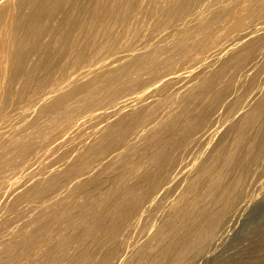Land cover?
Segmentation results:
<instances>
[{
	"label": "bare ground",
	"instance_id": "6f19581e",
	"mask_svg": "<svg viewBox=\"0 0 264 264\" xmlns=\"http://www.w3.org/2000/svg\"><path fill=\"white\" fill-rule=\"evenodd\" d=\"M190 41L217 55L172 104ZM262 52L264 0H0V264H131L139 224L148 264L206 251L260 178L264 87L245 67ZM85 110L103 123L73 145Z\"/></svg>",
	"mask_w": 264,
	"mask_h": 264
},
{
	"label": "rangeland",
	"instance_id": "374dc122",
	"mask_svg": "<svg viewBox=\"0 0 264 264\" xmlns=\"http://www.w3.org/2000/svg\"><path fill=\"white\" fill-rule=\"evenodd\" d=\"M222 22V21H221ZM221 22H217L216 24H215V28H216V33H218L217 32V30L219 31V32H222L221 30H223V27H221V26H223V23H222V25H220L221 24ZM220 23V24H219ZM221 28H220V27ZM218 27V28H217ZM212 40H213V37L211 38ZM209 40V43H211V41L212 40ZM214 39H215V36H214ZM190 43H191V45H190ZM194 44V43H193ZM192 44V42L190 41L189 43H188V45H190V46H186V47H189V48H187V49H185V50H187L186 52L184 51V53H187V54H184V59H183V57L181 58V56H179L177 59H175V60H177V61H175L174 60V64L172 63V68H175V70L173 69V71H176L177 73H180L179 75H178V77L180 78H178V81H179V83H178V81H174V82H172V83H170V88H171V90L169 89V87L167 86L166 87V89L164 90L163 89V91H164V93H170L172 96H171V99L173 98L174 100L176 99V94H177V96L179 97L182 93V91H184L185 90V88H187L186 86H185V84L187 85V84H189L188 83V80H187V83H185L186 81V77H188L187 75L192 71V72H197V71H199L200 70V68H201V64L202 63H206V62H208L207 60H209V62L211 61L210 59H214V56H216L217 54H215L214 52H217V50H215V49H213V48H211L210 49V51L208 50H203V48H202V50L201 49H199V48H197V46L196 45H193ZM212 44V43H211ZM193 45V46H192ZM195 46V47H194ZM185 47V48H186ZM190 50H192V51H190ZM198 50H200L199 51V53H198ZM213 50H215L214 52H213ZM203 51V52H202ZM206 52V53H205ZM190 53V54H189ZM195 53V54H194ZM204 54V55H202V54ZM208 53L210 54V55H208ZM213 53V54H212ZM222 53V54H221ZM262 53H264V52H262ZM262 53L260 54V55H258L257 57H259V58H257L256 57V61L255 60H253L252 61V63L250 64V65H247L246 67H245V70L246 69H248L250 66V68L247 70V72H249V74L251 73L252 75L251 76H253V74L254 73H256V74H258L259 76H258V79H260V80H258V86L260 85H262V87H264V82H261V80L262 79H264V57H261V55H262ZM212 54V55H211ZM218 54H220V55H224V51L222 52H218ZM186 55L188 56V57H186ZM201 55H202V57H201ZM197 56V58H193V57H196ZM199 56V57H198ZM211 56H213V58H211ZM262 56H264V55H262ZM185 57H186V59H185ZM181 58V59H180ZM188 58V59H187ZM200 58H202V59H200ZM194 59H197V60H194ZM181 60H183L182 62L179 61ZM203 61L202 63L200 62V61ZM205 60V61H204ZM258 60V61H257ZM186 62V64H185V62ZM189 61V62H188ZM194 61V62H193ZM196 61V62H195ZM199 61V62H198ZM176 62H178V63H176ZM198 62V63H197ZM255 62V63H254ZM257 62H259L258 64H256ZM184 63V64H183ZM200 63V64H199ZM194 64V65H193ZM199 64V65H198ZM252 64H256L255 66L253 65L252 66ZM177 65H179V66H177ZM184 65V66H183ZM186 66H188V67H186ZM200 66V67H199ZM249 66V67H248ZM199 67V68H198ZM254 67H258L257 69H254ZM171 68V69H172ZM178 68V69H177ZM186 68V69H185ZM180 69V70H179ZM197 69V70H196ZM199 69V70H198ZM259 69V70H258ZM183 70V71H182ZM189 70H191V71H189ZM251 70V71H250ZM256 70H258V71H256ZM189 71V72H188ZM254 71H256V72H254ZM186 72V73H185ZM176 73V74H177ZM188 73V74H187ZM262 73V74H261ZM235 74H237V73H235ZM186 77H185V76ZM237 76V77H236ZM256 76V75H255ZM235 77H236V80L234 79V74H233V79H234V81H237V80H239L238 78H240V76L237 74V75H235ZM242 78V77H241ZM233 81V80H232ZM147 83H149V82H143L142 84H146V86H147ZM185 83V84H184ZM261 83V84H260ZM141 84V86H144V85H142ZM180 85V86H179ZM243 85V84H242ZM242 85H240L239 83H238V88L240 89H242L244 86H242ZM141 86H139L141 89L140 90H142L143 88L141 87ZM146 86H144L145 88H146ZM241 86V87H240ZM138 87V88H139ZM149 86H147V88H148ZM175 88V89H174ZM169 90L168 92H165L166 90ZM136 90V91H135ZM135 90H133L134 91V93H136L137 91H139V89L137 90V89H135ZM262 91L260 92V94H264V93H262V92H264V88H262L261 89ZM162 91V92H163ZM173 91H175V92H173ZM181 91V92H180ZM157 93L158 95H163V93ZM130 94V97H132V95H134V93L132 92H129ZM174 95H173V94ZM231 93H234L233 91L232 92H230V94ZM127 94H128V92H127ZM126 93L125 94H122V99H121V96L118 98V101L119 100H121V101H124L126 98H127V96H124V95H127ZM163 95V96H158V95H153L152 96V98H156V99H159V98H161V97H166V96H168V94L167 95ZM180 94V95H179ZM232 95V94H231ZM230 95V96H231ZM124 96V97H123ZM174 96H175V98H174ZM159 97V98H158ZM169 97V96H168ZM177 97V98H178ZM124 99V100H123ZM128 100H125L124 102H126V101H129V99H131V98H127ZM162 99V98H161ZM173 99H172V104L174 103V101H173ZM148 100H151L150 98L148 99ZM123 102V103H124ZM120 103H122V102H120L119 101V104ZM170 103H171V100H170ZM247 107V106H246ZM245 109H247V108H245ZM14 112V111H13ZM82 112H84V114L82 113ZM81 113H82V115H85V116H83L82 117V115L81 114H79L78 115V120H77V122H80V121H82V122H80V124L82 125V128H80L79 129V127H81V125H79V124H77V125H79V127L76 125V127L74 126L73 127V129H72V131L74 132V134H73V132H71L70 130H69V132H71L73 135H71L69 132H66L65 133V136H66V138H67V136H69V138L71 139V140H73V145L75 144V138H76V140H80L81 139V137L83 138V136L84 137H86V134H89V132L88 131H90V132H92L93 130L92 129H90V127L91 128H97L98 126L97 125H101L103 122H100L99 120H96V121H93L94 120V118H90V111H82ZM15 114V113H14ZM13 114V115H14ZM87 114V115H86ZM88 114H89V121H88V119L86 120V118L88 117ZM218 114V113H217ZM237 114V113H236ZM80 116V117H79ZM87 116V117H86ZM214 116H216V118L218 119V121L217 122H215L216 124L215 125H220V127L221 126H225V124H227V121L229 122V120H227V119H225L224 118V120H223V117H225V116H223L222 117V115L220 116V115H216V114H214ZM218 116V117H217ZM220 116V117H219ZM235 116H238V114L237 115H235ZM86 117V118H85ZM83 118V119H82ZM220 118V119H219ZM82 119V120H81ZM93 119V120H92ZM84 120H86L85 122H84ZM222 120V121H221ZM98 121V122H97ZM94 122H95V124H94ZM97 122V123H96ZM84 123V124H83ZM99 123V124H98ZM224 123V124H223ZM87 125L89 126V127H87ZM93 125L94 126H97V127H93ZM99 125V126H100ZM87 128H86V127ZM78 127V128H77ZM75 128V129H74ZM78 129H79V131H78ZM82 129V130H81ZM76 131V133H75V131ZM83 131L84 132H86V134L84 133L83 134ZM80 132H82V133H80ZM77 133H79V134H77ZM76 134V136L74 137V135ZM80 136V138L79 137H77V136ZM65 136H63V140H65L66 138H65ZM79 138V139H78ZM68 140V142H71V141H69V139H66L65 140V143H66V141ZM64 143V142H63ZM72 143V142H71ZM77 143H79V142H77L76 141V144ZM69 143H67V145L66 144H64L61 148L63 149V148H67L69 145H68ZM72 145V144H71ZM70 145V146H71ZM66 146V147H65ZM59 147V148H60ZM59 148H57V149H59ZM40 150L39 152L41 153L40 154V156L41 157H43V154H42V152H43V150H41L42 148H40L39 149V147H37L36 148V152H37V155L39 154V152H38V150ZM62 149H59L60 151H62ZM195 151H193V150H191L189 153L191 154H187V157L188 158H186V160L188 161V160H190L191 158V156L193 157L194 156V153L196 152V148H193ZM59 150H53V152H52V155H51V153L50 152H48V154L46 153V155L45 156H50L49 158H44V159H46L45 161L44 160H42L41 161V159L40 160H38V166L39 165H41L42 163H43V161L45 162V164L48 162V164H49V162L51 161L50 159H53V161L52 162H54L55 161V163H56V159L55 158H57V154L59 153H62V152H59ZM64 150V149H63ZM42 151V152H41ZM55 151H56V153H55ZM65 151V150H64ZM49 153H50V155H49ZM193 153V154H192ZM55 154V155H54ZM190 155V156H189ZM55 156V157H54ZM262 157V159H259L260 161H258L257 162V164L255 165V166H257V170H258V172H259V174H260V178H258V181H256L257 183L258 182H260V183H255V185H256V189H257V186L258 185H260V184H262V185H264V156H261ZM40 158V157H39ZM38 158V159H39ZM47 159H48V161H47ZM42 162V163H41ZM260 162V163H259ZM36 164V165H37ZM44 164V163H43ZM50 164H52L51 162H50ZM261 164V165H260ZM33 167H36L35 165L33 166ZM261 173H262V175H261ZM108 182H110V181H107V180H105V181H102V183H108ZM255 185H253L251 188H250V190H249V195L247 196L248 198H246V200L245 201H241V202H239V204H237L236 206H238V207H234L233 208V210H231V215L229 214L227 217H225V219H227L228 220V218H230V221H232V222H229L228 223V221L227 220H225V222L222 224V226H223V228L222 227H220V231L219 230H217L218 232H216V234H218V236H214L213 238H212V240H210L209 242H211V243H209L208 244V248H210V249H206V251H204V252H202V253H191L190 255H187L186 253V255L184 254L183 256H186L187 258L189 257V260H190V257H191V259L193 258L194 259V257L193 256H195V255H197L195 258H200V260H190V261H188L187 260V258L186 257H184V258H181L180 259V261L182 260L183 261V259H185L186 258V260H184V261H187V262H182L181 261V263L179 262V263H177V264H264V238H260V236L261 237H264V223H262V222H264V216H262V215H264V192H260L259 190L260 189H262L261 191H264V188H262V187H264V186H261L260 185V187L258 186V190H256L255 189ZM254 187V188H253ZM253 188V189H252ZM256 190V191H255ZM252 191V192H251ZM259 192V193H258ZM178 192H174V194L172 195V197H174L176 194H177ZM251 193H253V195L251 194ZM254 193H257V194H254ZM258 194H262V195H258ZM251 195V196H250ZM256 195H257V197H256ZM249 196H250V198H249ZM253 197V198H252ZM261 197V198H260ZM252 198V199H251ZM255 198H257V200L255 199ZM258 198H259V200H258ZM250 199H251V201H250ZM256 201V202H253V201ZM248 201V202H247ZM262 201V202H261ZM251 205H250V204ZM241 204L242 205H244L245 206V204L246 205H248V207L251 209L250 211H249V208L247 207V210H245L246 208L244 207V206H241ZM257 204H261L260 206H257ZM242 207V212H241V210H240V206ZM254 206V207H253ZM244 207V208H243ZM238 208V209H237ZM258 208V209H257ZM245 211H244V210ZM262 209V210H261ZM236 210V212H238V213H236V214H233V213H235L234 211ZM238 210V211H237ZM239 210H240V212H239ZM258 210V211H257ZM232 211H233V213H232ZM247 212V213H246ZM252 212H254V213H252ZM239 213H241V214H239ZM244 214V215H243ZM260 214V215H259ZM235 215V216H234ZM239 217H238V216ZM159 218H160V216H159V214L157 215ZM241 216V217H240ZM244 218H243V217ZM258 216V217H257ZM237 217V218H236ZM260 217V218H259ZM159 218H155V219H151V221L154 223H157L158 224V222H160L159 220ZM241 219H243V220H241ZM254 219H255V221H254ZM261 219V220H260ZM241 220V221H240ZM249 222H248V221ZM252 220V221H251ZM236 221V222H235ZM244 221V222H243ZM235 222V223H234ZM238 222V223H237ZM152 223V224H153ZM230 225L229 227H228V224ZM242 223V224H241ZM231 224H235V225H231ZM260 224V225H259ZM141 224H139V226H137V228H136V230L137 229H139L138 227H141L140 226ZM148 225V224H147ZM151 224H149L148 225V228L146 229V227L145 228H143L142 227V230H144V231H141V229L140 230H138V231H136L135 230V228H134V230H132L131 231V233L128 235V237L125 239L126 240V242H125V245L123 244V249L125 250H123L125 253H127V256L130 258V262L129 263H131V264H135L134 262H144V259H146L145 258V255L147 254V253H143V251H145L144 249H145V247H146V251H147V248L149 247V246H151V247H153V243L155 242V239H154V241H148V243H144V241H145V239L147 238H149L151 235L150 234H152L153 233V231H154V227H153V229H152V226L153 225H151V227L149 228V226H150ZM227 225V226H226ZM256 225V226H255ZM155 227H156V224L154 225ZM235 226V227H234ZM240 226V227H239ZM233 227V228H232ZM246 227V228H245ZM222 228V229H221ZM226 228V229H225ZM228 228H230V229H233V231L232 230H230V231H228L229 229ZM241 228V229H240ZM248 228V229H247ZM258 228V229H257ZM150 229V230H149ZM257 229V230H256ZM261 229V230H260ZM152 231V232H151ZM224 231V232H223ZM250 231V232H249ZM251 231H252V233H251ZM254 231V232H253ZM257 231V232H256ZM137 232V233H136ZM140 232H142V233H140ZM148 232V233H147ZM228 232V233H227ZM230 232V233H229ZM239 232V233H238ZM145 233V234H144ZM146 233H147V235H146ZM226 233H227V235H226ZM232 233H234V234H232ZM242 233H243V235H242ZM246 233V234H245ZM262 233V234H261ZM222 234V235H221ZM236 234V235H235ZM246 236H245V235ZM250 236H249V235ZM132 235V236H131ZM148 235H150V236H148ZM247 235L249 236V237H247ZM255 235V236H254ZM145 236V237H144ZM233 236V237H232ZM235 236V237H234ZM239 236V237H238ZM253 236V237H252ZM257 236V237H256ZM244 237V238H243ZM256 237V238H255ZM217 238V239H216ZM248 238H249V240H248ZM251 238V239H250ZM259 238V239H258ZM141 240V241H140ZM151 240V239H150ZM215 240L217 241V242H215ZM221 240V241H220ZM239 240V241H238ZM241 240V241H240ZM251 240V241H250ZM256 240V241H255ZM135 241V242H134ZM214 241V242H213ZM235 241V242H234ZM246 241V242H245ZM248 241V242H247ZM250 241V242H249ZM152 242V243H151ZM214 244H213V243ZM221 244H220V243ZM238 242V243H237ZM136 243H137V245H136ZM142 243H144V245H142ZM149 243H151V244H149ZM217 243H219L220 245H218ZM235 243V244H234ZM248 243V244H247ZM253 243V244H252ZM127 244V245H126ZM146 244H147V246H146ZM156 243H154V245H155ZM215 244H216V247L218 248H216V247H214L215 246ZM141 245V246H140ZM219 247H218V246ZM244 245V246H243ZM247 245V246H246ZM254 245V246H253ZM258 245H259V247H258ZM135 246H140L139 248H141V250L139 249V251H138V249H136V247ZM143 247H144V249H143ZM212 247V248H211ZM251 247H252V249H251ZM258 247V248H257ZM129 248V249H128ZM216 248V249H215ZM128 249V250H127ZM142 249H143V251H142ZM218 250V251H217ZM257 250V251H256ZM128 251V252H127ZM137 251V252H136ZM145 251V252H146ZM209 251V253H210V255L209 254H207V252ZM211 251V252H210ZM254 251H256V252H254ZM136 252V253H135ZM213 252H214V254H213ZM217 252V253H216ZM259 252V253H258ZM140 253V254H139ZM216 253V254H215ZM218 253H220L219 255H218ZM188 254H189V252H188ZM195 254V255H194ZM206 254V255H205ZM249 254V255H248ZM198 255L200 256V255H202L201 257H198ZM208 255V256H207ZM222 255H223V257H222ZM182 256V257H183ZM203 256H205L206 257V259H205V257H203ZM131 257H132V259H131ZM208 257V258H207ZM219 257H221V258H219ZM236 257V258H235ZM142 258H144V259H142ZM203 258V259H202ZM219 258V259H218ZM96 259V258H95ZM95 259H93L95 262H97L98 264H100L99 263V261L98 260H95ZM134 259H136V260H134ZM205 259V260H204ZM140 260H142V261H140ZM94 261H92V262H94ZM148 261V260H147ZM195 261V263H193ZM198 261V262H197ZM133 262V263H132ZM146 262V261H145ZM144 262V263H145ZM97 263H94V264H97ZM91 264H93V263H91ZM102 264V263H101ZM145 264H148V262H146Z\"/></svg>",
	"mask_w": 264,
	"mask_h": 264
}]
</instances>
